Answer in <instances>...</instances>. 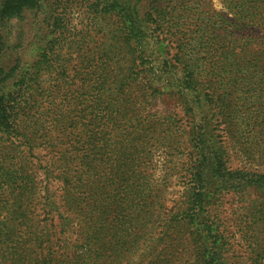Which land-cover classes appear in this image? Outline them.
<instances>
[{"label":"trees","instance_id":"1","mask_svg":"<svg viewBox=\"0 0 264 264\" xmlns=\"http://www.w3.org/2000/svg\"><path fill=\"white\" fill-rule=\"evenodd\" d=\"M59 1L0 0V264H228L216 212L264 186V0H90L91 33Z\"/></svg>","mask_w":264,"mask_h":264},{"label":"rangeland","instance_id":"2","mask_svg":"<svg viewBox=\"0 0 264 264\" xmlns=\"http://www.w3.org/2000/svg\"><path fill=\"white\" fill-rule=\"evenodd\" d=\"M59 3L56 13L61 15L66 28L81 29L84 32L90 31L91 28L109 27L107 19L101 18L100 14L93 13L89 9L90 0H60ZM202 7L206 11H214L232 18L231 5L228 1L204 0ZM94 17H100V20L96 21ZM179 181V175L176 174L170 186L167 187L165 196L169 200L178 197L179 187L176 184ZM249 194L246 199L262 202L264 186L250 190ZM259 202L245 203L239 196H227L216 212L220 224L229 236L231 254L234 256L233 260L227 261L228 264H264V207Z\"/></svg>","mask_w":264,"mask_h":264}]
</instances>
